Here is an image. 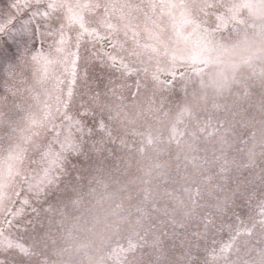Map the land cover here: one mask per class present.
<instances>
[{
  "label": "snow or ice",
  "instance_id": "1",
  "mask_svg": "<svg viewBox=\"0 0 264 264\" xmlns=\"http://www.w3.org/2000/svg\"><path fill=\"white\" fill-rule=\"evenodd\" d=\"M195 0H0V264H26L22 217L96 110L180 36ZM158 264H264V170L180 225Z\"/></svg>",
  "mask_w": 264,
  "mask_h": 264
},
{
  "label": "trees",
  "instance_id": "2",
  "mask_svg": "<svg viewBox=\"0 0 264 264\" xmlns=\"http://www.w3.org/2000/svg\"><path fill=\"white\" fill-rule=\"evenodd\" d=\"M207 3L195 0L193 11ZM214 32L211 27L195 39L190 69L236 56L224 42L214 44ZM169 76L144 77L139 91L164 87ZM204 85L208 98L192 103L191 118H176L177 101L161 98L141 103L155 113L151 133L128 131L124 125L131 117L119 118L120 114L113 133L95 130L94 155L99 159L110 155V164L83 175L75 195L77 209L64 210L60 223L53 221L55 211L50 210L54 195L48 196L42 218L52 233L40 238L34 228L33 240H38L29 248L38 252H33L32 264H158L169 256L172 240L189 215L230 203L249 179L261 174L264 118L258 114L262 108L255 111L233 100L221 101L219 85ZM126 105L129 109L130 102L113 101L100 104L96 111L107 109L110 114ZM176 127L180 133L173 131ZM104 148H112V153Z\"/></svg>",
  "mask_w": 264,
  "mask_h": 264
},
{
  "label": "rangeland",
  "instance_id": "3",
  "mask_svg": "<svg viewBox=\"0 0 264 264\" xmlns=\"http://www.w3.org/2000/svg\"><path fill=\"white\" fill-rule=\"evenodd\" d=\"M206 1L207 6L192 11L182 35L175 36L168 33L157 52L146 57L144 62L138 65L137 71L126 80L124 86L101 103L104 106L113 101H116L118 105L130 102L129 109L126 105L125 108H119L110 114L107 109L104 112L96 111L97 122L92 127L91 133L79 140L77 150L68 155L74 157L76 162L67 157L56 179L45 186L39 195L32 196L30 207L22 217L23 231L20 237L27 253L26 264H32L33 252H38L29 248L30 243L37 244L38 239L33 240L34 228H38L37 234L40 238H45L47 234H44L47 231L49 236L52 233L51 230L45 228L48 223H44L42 218L46 211L43 207H48L50 202H46L48 196L54 195L55 200L49 204L54 207L51 206L50 210L55 211L53 221L60 223L64 210L77 209L75 195L81 185L83 175L97 168L109 166L110 155L103 156L101 159L94 155L95 144L92 140L94 141L96 137H92L98 127L113 133L116 115L120 114L118 117L123 119L131 117L128 124L124 125L128 131H133L135 134L143 131L147 134L151 133L156 126L155 113L146 109V106L141 104L142 102L161 98H165L170 103L177 101L179 109L176 113L178 116L175 117L188 119L192 116H190L193 110L191 109L192 103L199 102L201 99L205 101L208 98L206 97L208 90L204 85L207 83L210 86L219 85L218 93L221 101L233 100L236 102L235 105H246L247 109L254 108L255 111L258 106L262 108L258 116L264 118V0ZM211 27L215 29L212 34L214 44L224 42L231 48V51L235 52L236 56L203 68L190 69L192 67L190 47L193 46L196 38L203 36V33L209 31ZM186 67H189V70H185ZM160 73L171 76L165 79L169 80L168 85L155 90L147 89L146 93L139 91L142 78L151 75L160 76ZM2 75L3 72L0 70V76ZM185 87H188L189 91ZM192 89L198 94L194 95L191 92ZM133 90L135 93L132 92ZM150 91H155L157 94H152ZM177 95L181 96L177 97ZM262 127L260 125V129ZM173 131L180 133L179 127L174 128ZM130 142L134 143L133 140ZM125 143L126 141H121V144ZM110 149L107 151V148H104L103 151L112 153Z\"/></svg>",
  "mask_w": 264,
  "mask_h": 264
}]
</instances>
